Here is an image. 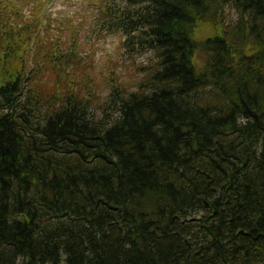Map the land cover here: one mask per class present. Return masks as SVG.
I'll use <instances>...</instances> for the list:
<instances>
[{
	"label": "trees",
	"instance_id": "1",
	"mask_svg": "<svg viewBox=\"0 0 264 264\" xmlns=\"http://www.w3.org/2000/svg\"><path fill=\"white\" fill-rule=\"evenodd\" d=\"M17 1L0 0V264H264V0H105L147 56L132 88L85 81L71 26L59 52L45 1Z\"/></svg>",
	"mask_w": 264,
	"mask_h": 264
},
{
	"label": "rangeland",
	"instance_id": "2",
	"mask_svg": "<svg viewBox=\"0 0 264 264\" xmlns=\"http://www.w3.org/2000/svg\"><path fill=\"white\" fill-rule=\"evenodd\" d=\"M8 3H17V0H7ZM45 1L41 10V24L48 26L51 37L55 40L56 49L64 52L72 49L70 39L67 34L62 35V39L58 40L56 34L58 29L63 25L71 26V30L77 38L78 57L84 61L92 62L91 69L82 65L80 76L88 81L95 74L111 76L113 71L120 77L118 82L132 88L135 82V74L138 71L136 66L142 64L146 55L131 56L122 48L121 37L118 33H111L109 28L105 27L104 21L100 19V8L105 10V0H42ZM41 3V0L35 1V6ZM31 2H26V8L21 13L31 12ZM34 7V6H33ZM105 14L102 12L101 17ZM235 19L232 10H227L225 20L231 22ZM226 22V23H227ZM42 30V29H40ZM211 30L208 26L201 24L197 26L196 36L200 38L210 34ZM202 54L197 52L194 56V62L197 66L202 64ZM83 63V62H82ZM69 69V68H66ZM99 94L106 92L98 91Z\"/></svg>",
	"mask_w": 264,
	"mask_h": 264
}]
</instances>
